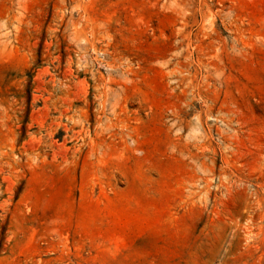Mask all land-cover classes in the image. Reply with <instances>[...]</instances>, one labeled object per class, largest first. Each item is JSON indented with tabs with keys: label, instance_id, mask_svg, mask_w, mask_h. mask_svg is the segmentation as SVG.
I'll return each mask as SVG.
<instances>
[{
	"label": "rangeland",
	"instance_id": "374dc122",
	"mask_svg": "<svg viewBox=\"0 0 264 264\" xmlns=\"http://www.w3.org/2000/svg\"><path fill=\"white\" fill-rule=\"evenodd\" d=\"M0 264H264V0H0Z\"/></svg>",
	"mask_w": 264,
	"mask_h": 264
}]
</instances>
